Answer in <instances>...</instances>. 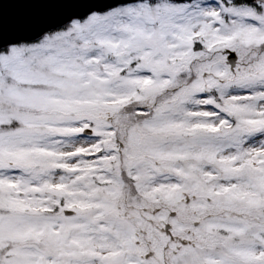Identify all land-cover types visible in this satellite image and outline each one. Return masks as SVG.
<instances>
[{
	"label": "rangeland",
	"instance_id": "374dc122",
	"mask_svg": "<svg viewBox=\"0 0 264 264\" xmlns=\"http://www.w3.org/2000/svg\"><path fill=\"white\" fill-rule=\"evenodd\" d=\"M116 263L264 264V0L119 7L0 53V264Z\"/></svg>",
	"mask_w": 264,
	"mask_h": 264
},
{
	"label": "water",
	"instance_id": "95a60500",
	"mask_svg": "<svg viewBox=\"0 0 264 264\" xmlns=\"http://www.w3.org/2000/svg\"><path fill=\"white\" fill-rule=\"evenodd\" d=\"M140 1L151 0H0V51L15 44L34 42L45 33L73 20L85 19L89 14L107 12L120 5ZM169 1L182 3L194 0ZM225 54L228 55L227 64L233 69L236 66V55L230 52Z\"/></svg>",
	"mask_w": 264,
	"mask_h": 264
},
{
	"label": "flooded vegetation",
	"instance_id": "af4514ba",
	"mask_svg": "<svg viewBox=\"0 0 264 264\" xmlns=\"http://www.w3.org/2000/svg\"><path fill=\"white\" fill-rule=\"evenodd\" d=\"M136 247H140V244L139 243H137V246ZM124 257V256H123ZM150 257L151 256H149V258L147 257V261H149V259H150ZM117 264V263H116ZM119 264V263H118Z\"/></svg>",
	"mask_w": 264,
	"mask_h": 264
}]
</instances>
